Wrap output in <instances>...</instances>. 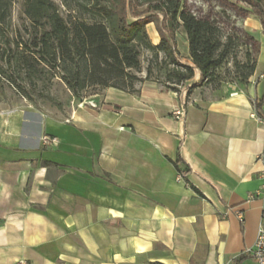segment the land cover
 Returning a JSON list of instances; mask_svg holds the SVG:
<instances>
[{
    "label": "crops",
    "instance_id": "1",
    "mask_svg": "<svg viewBox=\"0 0 264 264\" xmlns=\"http://www.w3.org/2000/svg\"><path fill=\"white\" fill-rule=\"evenodd\" d=\"M244 25L257 52L243 85L142 70L133 93L82 99L96 108L0 102V264H258L244 252L264 232V196L250 198L264 169V29ZM176 48L192 67L185 38Z\"/></svg>",
    "mask_w": 264,
    "mask_h": 264
},
{
    "label": "trees",
    "instance_id": "2",
    "mask_svg": "<svg viewBox=\"0 0 264 264\" xmlns=\"http://www.w3.org/2000/svg\"><path fill=\"white\" fill-rule=\"evenodd\" d=\"M240 1L256 10L264 25V0ZM83 2L80 6L97 16L91 24L64 19L51 0H24L22 12L28 22L24 27L28 37L23 41L6 35L11 0H0V59L10 73L6 75L3 69L0 72L23 98L31 100L16 79L34 88L47 76L58 77L75 101H82L89 92L108 88L133 93L135 84L142 81L139 75L143 50L156 62L158 55H163L162 64L169 66L164 83L178 86L191 79L196 69L200 73L197 86L215 84V72L234 48L231 36L222 42L218 19L209 13H192L181 0ZM149 24L159 36L157 45L147 34ZM178 31L186 40L192 67L183 64L179 57ZM243 47L245 63L236 67L238 85L245 84L255 70L257 49L246 43ZM151 78L158 79L153 77L149 64L144 79ZM263 107L264 95L256 103L260 116Z\"/></svg>",
    "mask_w": 264,
    "mask_h": 264
},
{
    "label": "rangeland",
    "instance_id": "3",
    "mask_svg": "<svg viewBox=\"0 0 264 264\" xmlns=\"http://www.w3.org/2000/svg\"><path fill=\"white\" fill-rule=\"evenodd\" d=\"M24 0H11L9 10V21L6 26V35L11 39H22L25 41L28 37L24 30L28 22L22 12V5ZM58 8L60 15L68 19H77L88 24L97 20V16L87 12L80 5L83 0H51ZM197 4L194 6L187 3V0H181L184 6L188 9L196 10L198 13H209L214 18L218 19L223 35L222 42L231 36L234 48L228 53L227 59L215 72V84H230L238 85L239 78L236 75L237 66L245 63V50L243 45L246 43L251 47H255L254 41L249 38L246 33V26L244 25L245 18H252L260 24L263 29L264 25L261 22L259 14L253 8H250L240 0H196ZM249 24H247L248 27ZM152 29H150L151 31ZM183 34L178 31L176 39L179 44H182ZM2 47V45L0 44ZM142 70H145L150 64L152 67L153 77H157L164 82L165 74L169 66L162 64L163 55H158L157 62L153 60L151 54L143 50L140 56ZM241 67V66H240ZM0 69H3L6 75H9V68H6L4 62L0 59ZM244 71V70H243ZM4 75L0 72V102L4 101L7 108L11 105L8 103L9 99L12 100H25L28 104L37 109H68L71 105L72 95L67 90L66 86L61 82L58 77L47 76L42 82H38L36 87H30L27 83L16 79V83L21 86L31 100L23 98L17 93V89L11 86L9 82L4 79ZM93 93V92H92ZM87 93L86 96L92 94ZM23 98V99H22Z\"/></svg>",
    "mask_w": 264,
    "mask_h": 264
},
{
    "label": "built area",
    "instance_id": "4",
    "mask_svg": "<svg viewBox=\"0 0 264 264\" xmlns=\"http://www.w3.org/2000/svg\"><path fill=\"white\" fill-rule=\"evenodd\" d=\"M187 3H190L192 5H196L197 1L196 0H187ZM190 11L196 15L202 16V14L204 13H198L196 12V10H192L190 9ZM258 79L260 80H264V74L260 75L258 77ZM82 106H89L91 108H96L97 105L90 102V101H85L83 100L81 103L78 104V107H82ZM172 116L175 119H183L185 116V113L182 109L176 110L172 113ZM260 120L262 121V123L264 124V107L262 109V116H260ZM41 145L45 148L48 147H54L57 145V140L55 137L52 136H48V135H43L41 138ZM258 161H261V158H258ZM187 176V173L185 172H181L178 174V180H184ZM261 180H262V185L260 190H258L257 192L253 193L252 195H250V198H253L255 196H264V169L261 173ZM264 216V215H263ZM245 254L251 255L253 256L258 264H264V232L261 229H258L257 232V237H256V241L254 244V249H247L245 252ZM18 264H24V263H18Z\"/></svg>",
    "mask_w": 264,
    "mask_h": 264
}]
</instances>
